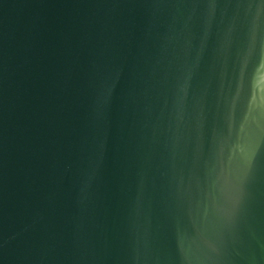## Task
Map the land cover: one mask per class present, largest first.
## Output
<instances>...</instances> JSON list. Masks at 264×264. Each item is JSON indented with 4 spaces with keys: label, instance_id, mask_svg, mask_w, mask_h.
<instances>
[{
    "label": "water",
    "instance_id": "water-1",
    "mask_svg": "<svg viewBox=\"0 0 264 264\" xmlns=\"http://www.w3.org/2000/svg\"><path fill=\"white\" fill-rule=\"evenodd\" d=\"M0 264H264V0H0Z\"/></svg>",
    "mask_w": 264,
    "mask_h": 264
}]
</instances>
